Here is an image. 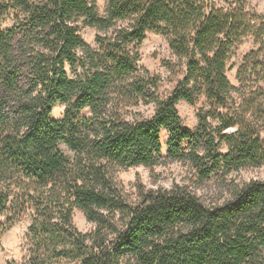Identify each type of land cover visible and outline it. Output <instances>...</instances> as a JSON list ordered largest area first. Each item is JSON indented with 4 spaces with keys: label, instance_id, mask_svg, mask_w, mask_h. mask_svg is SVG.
<instances>
[{
    "label": "trees",
    "instance_id": "1",
    "mask_svg": "<svg viewBox=\"0 0 264 264\" xmlns=\"http://www.w3.org/2000/svg\"><path fill=\"white\" fill-rule=\"evenodd\" d=\"M147 32L181 75L165 95L138 64ZM245 36L257 49L234 86L229 58ZM200 99L196 127L183 128L176 104ZM161 130L187 181L218 179L228 198L205 204L188 184L125 195L114 173L160 164ZM263 165L264 17L243 0H108L104 15L94 1L0 0V239L29 213L25 264H264V181L229 178Z\"/></svg>",
    "mask_w": 264,
    "mask_h": 264
},
{
    "label": "rangeland",
    "instance_id": "2",
    "mask_svg": "<svg viewBox=\"0 0 264 264\" xmlns=\"http://www.w3.org/2000/svg\"><path fill=\"white\" fill-rule=\"evenodd\" d=\"M94 1L96 10L99 15L105 14V9L108 0H87ZM217 5L223 4L224 1L230 0H210ZM245 7L250 14L258 17H264V0H243ZM7 24V22H5ZM97 30L93 27L85 26L80 30V35L83 40L93 45ZM257 49V44L251 36H245L236 45L229 58V69L226 72L227 78L232 85L237 84L236 71L245 55L250 51ZM139 67L142 74L145 76H155L159 78L158 92L165 95L173 89L177 80L181 75L173 67V71L165 65L166 62H173L174 58L168 48L165 38L156 32H147L146 37L140 47ZM202 105V99L197 101L195 105H190L187 102L180 100L176 104V109L180 117L181 125L185 129L193 130L196 127L197 119L196 112ZM65 105L61 102L55 103L51 108L50 117L52 119H60L63 116ZM140 112L147 117L153 112L152 105L140 106L136 112ZM228 132L230 130H227ZM168 132L161 130L159 135L161 145V163L151 166H136L127 169H121L114 173V180L125 195L132 200L137 197V186L140 185L144 190H156L159 188L169 189L174 184H188L190 190L201 197L205 204L220 203L225 198H228L227 187L221 184L218 179H213L208 182H203L201 185L190 184L187 181L188 170L186 166L178 161H170L166 158V142ZM224 151V147H222ZM229 178L234 183L243 184L250 180L264 181V165L259 168H247L230 174ZM228 182V181H226ZM31 223V215L26 213L22 219L14 224L0 239V264H25L30 250V241L27 236V229ZM72 223L76 230L80 233L89 232L93 224L89 222L85 214L78 209L73 210Z\"/></svg>",
    "mask_w": 264,
    "mask_h": 264
}]
</instances>
